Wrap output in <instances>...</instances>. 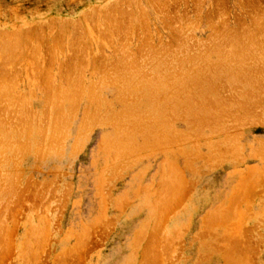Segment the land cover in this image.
<instances>
[{
	"label": "rangeland",
	"instance_id": "1",
	"mask_svg": "<svg viewBox=\"0 0 264 264\" xmlns=\"http://www.w3.org/2000/svg\"><path fill=\"white\" fill-rule=\"evenodd\" d=\"M0 2L2 5L0 6V13L6 12L5 15L0 16V81L1 78L5 81V83H3L4 81L0 82V120H2L0 121V134L4 141H0L2 143L0 144V147L2 146V149H0L2 154H0V160L3 161H0V175H2L0 176V264H159V262H161L160 264H231L232 262L234 264V261H231L233 259L232 255L234 258L240 256V259H236L237 262L239 261L237 264H264V87H262L264 86L262 83L264 79L260 82L251 79L254 82L250 81L248 84L252 85V87L254 86L253 88L256 87L253 89L254 91L252 87L243 86L245 84L248 85L245 82L242 87L243 81L242 83H232L233 85L229 84V86L227 84L228 81L226 83L222 81L221 83L224 85L221 84V86H218L219 90H214L222 93L221 96H219V92H215L216 94L213 93V96L209 97L211 100L217 101L216 97L219 96V101H214L218 105L210 104V109L214 107L216 110L223 108L225 111H228L226 113L233 111L235 114L233 112L229 113L226 115L227 117L224 116V119L222 117L219 120L218 118L215 119V117L209 116L207 113L205 115L204 109L202 111L203 107L194 106L197 105V101L199 105L201 103L199 92L201 88L198 91L196 90L197 86H195V91L197 92L193 89L190 90V93L193 94L194 92L196 94L199 92L196 98L195 94H191L190 97V93L187 92L189 98H194L193 101L196 100L193 103L194 107L189 111L185 110V112L183 109L176 116L168 118V125L173 126H171L172 129L168 128L170 130L169 133H167L169 130L166 131L168 125H166V129L162 128V125L160 131L154 127L159 131H157V134L154 132L155 129L151 130L148 127H143V133L137 132L139 131V127L134 124L135 121H132V124L130 123L132 119L129 118H132L134 114L130 108L132 106L131 100L134 103L140 100V96L137 95L138 98L136 94L131 93L132 91L129 88L125 90L124 87H128V85L123 79V75L131 72V68L135 72L134 66L141 67L144 73L147 74L151 70L148 67L151 66L152 68L153 66L151 71L159 73L157 68L160 66V73L162 69V74H165V69L162 65L168 62L169 64L167 65L171 64L172 67L175 64L178 65L177 63L181 61L180 58L179 61H175L183 55L182 52L184 50L181 52V49L187 48L185 46L187 42L193 43V45H190V49H192L190 50L187 43L189 51L185 50L184 54H186L183 55L186 60L190 55L191 58H196V61L200 59L197 63L203 65V69L207 68L206 65L211 66V64H217L219 61L218 65L221 64V68L225 65L223 69L228 70V68H232L228 67L230 63L221 62L224 61L226 53L221 56L222 58L218 55H222L227 49L235 52L239 42L242 43L244 40L241 39L240 33L244 30L245 36L247 33H250L247 35L250 38L252 32H249V29L253 30L252 26L255 27L257 24L255 28L257 31L255 30L256 32L254 31L253 35L258 38L252 35L255 40L253 38L250 39L252 42L255 41L254 44L256 43V39L258 43L259 41L263 43L260 42L254 46L250 41L247 42L249 40L247 39L243 42H246L247 45L251 44L252 47L251 45H248V47L244 43L245 46L239 44L238 48L240 47V50L241 47L242 49H246V53L251 49L257 51L254 58V55L252 56L254 51L253 53H251L252 50L250 53L248 52V56L251 55L252 57H245L247 62L244 61V64L242 63L244 66L241 70L244 71L247 63H250V66L247 64L250 68L254 64V59H256L258 65L255 64L257 67L255 64L253 65L255 67L252 66L250 69L246 66L247 69L245 71L251 72L253 77L256 76L257 79L261 80V78H264L262 77L264 76V61L262 60L264 54H261L259 51L264 53L262 51L264 50V36L263 38L261 36L264 35V29L261 27L264 26V0H130V2L129 0H0ZM124 7H126L127 11ZM106 12L111 13L107 14ZM128 15L130 16L128 17ZM195 18L196 20H194ZM257 18L258 20H256ZM255 21H259V26L263 30L258 28V23ZM260 22L263 25H260ZM242 27L244 28L240 31ZM27 29L31 32L26 31V34L25 30ZM71 29L75 30L72 31ZM259 29L263 34L260 33ZM246 30L248 31L247 33H245ZM232 31L236 33L235 35L238 32L240 34L239 36L237 35L239 37L237 38L238 44L234 40L237 36L232 34L234 36L233 39L230 35V33H233ZM36 32L38 33L36 34ZM216 32L220 33V35L218 33L215 34ZM7 34L9 35L7 36ZM25 35L28 37L26 36L25 38ZM179 36L183 37L179 38ZM229 36L232 38H229ZM245 36L243 38H247ZM259 36H261L260 39ZM226 37L231 39L230 41L233 39V41L229 42ZM187 38L189 41H187ZM2 41L4 42V46ZM179 41L183 43L180 42L179 44ZM211 41V44L215 43L213 46L210 44ZM219 41L222 44L234 42L236 49L231 50L232 48L234 49V43L227 48V45H222ZM171 44H174V46L172 45V47ZM176 44L180 45V47L176 46ZM205 44L206 47L204 46ZM209 44L210 47L212 46L211 48L207 46ZM218 45L223 49H219L222 52L221 54L216 53V51L218 52ZM258 45L259 47L257 48ZM166 47H169L168 50H171V52ZM171 47L174 49H171ZM207 47L210 49L216 47V51L213 52L214 48L213 50L208 48V50ZM224 47L227 48L226 51H224ZM260 47L263 49L261 50ZM160 48H165L166 50L163 49V51L170 52L169 55L166 56L167 52L166 54H163L164 52L159 53V51H162ZM195 48L200 49V51L204 50L203 52L206 54L201 55L209 63L205 64L206 60L203 59L205 61H202V56L198 52H196L198 55L195 53L198 57L196 55H194L195 57L192 56L193 52L199 51ZM174 50L178 54L173 52ZM211 51L212 54L209 55ZM34 52H36V55ZM156 53L161 54L163 57L157 56ZM205 55H208V57H205ZM165 56L166 59H164ZM168 57L175 59L171 58L169 60L170 58ZM248 58L250 59L249 61ZM160 59L169 61L163 64ZM216 59L217 61L215 62ZM154 60L156 61L154 62ZM147 61L150 64L153 63V65L147 64ZM211 61L214 62L211 63ZM250 61H252V65ZM9 62L11 65H9ZM182 62L187 61L182 60ZM262 66L263 69L261 68L262 70H260L259 67ZM103 67L104 69H102ZM114 68L116 69L114 70ZM65 71H67V74ZM9 73L12 74L10 75ZM134 74L132 73V80H134ZM46 78L47 80H45ZM64 79H68V81ZM11 81L17 83H15L16 87H14V84H11ZM7 82L11 84L9 85L11 87L6 84ZM78 84L81 88L77 86ZM238 84L240 91L244 87L248 88L242 90L244 93L248 90V93L246 92L247 96L245 95L246 97L251 92V94H255L250 98L254 97L253 103L259 104L252 106V109L246 108L250 109V111L246 110V112L244 109L247 116L244 115L246 114L245 112L243 115L239 113L242 112L240 107H238L240 103L242 105L247 102L243 99L244 93L241 96L239 95ZM67 85L69 89L73 88L70 92L69 89L67 90ZM57 86L59 89H57ZM87 86L93 87L90 89ZM220 87H224L225 91ZM7 88L9 91L11 88H14L12 89L14 92L9 93L6 90ZM234 89H237L235 90L237 93L234 92ZM256 89L260 91L256 92ZM5 91L8 92L6 93ZM123 91H125V96ZM230 93L231 95H229ZM234 93L236 95H233ZM259 93H262V96L259 97ZM6 94L9 95L10 99H7L8 95ZM65 94L67 99L65 98ZM15 95L16 97L19 96L14 100ZM46 95H50L52 98ZM70 95L74 97L71 98L69 97ZM132 95L135 99H133ZM227 95L229 96L227 97ZM58 96L62 98L64 96L63 99L61 97L60 99L58 98L61 103L64 101L63 105L58 102L61 104L59 108L64 111V113L60 112V114L63 113L65 116L68 114V118L62 114L63 118L59 119L62 122L57 120V117H61L58 114L59 112H57L58 107H54V101L56 102L57 99L55 97ZM230 96L232 98H229ZM234 97L240 99L236 101V99H233ZM45 98L48 100L47 102ZM209 98H207L209 102H206V104L213 102ZM53 99L54 101L52 102ZM70 99H74V104L72 103L73 100L69 102ZM227 99L230 100V103ZM17 100L19 102L21 100L20 105ZM221 100L225 101L222 102ZM232 100L234 101L233 104ZM261 100L263 107H261ZM16 101L21 109L17 106ZM12 104L16 105L12 106ZM46 104H49V107ZM71 104L74 107L73 105L71 107ZM223 104H226V106ZM233 105L238 106L234 107ZM69 106L73 112H71L72 115ZM231 106L234 109H230ZM11 108L13 109V114L16 110H21L20 112H25V117L29 118L28 121H32V123H27L28 121H26V124H31V126L27 125L24 127L32 128L22 129L23 133H21L22 131L19 132L22 136L19 134L20 138L18 139V135L12 136L9 131H15V119H17V123L23 120L19 119L22 113L19 112V114L17 112L15 116L19 114V118L15 117L11 114ZM53 109L54 116L52 115ZM125 111H129V118ZM115 113L117 114L116 116ZM110 114H112V119L117 117V120L113 121L111 119L112 121H110V118L108 120ZM119 114L123 116L122 119H119ZM47 115H49V118ZM35 116L37 118L36 123L34 120L36 119ZM43 116L47 117L44 120L46 122L41 120V117L44 119ZM202 116H204L203 119L205 117L211 119L202 120ZM13 117H15L14 120H12ZM51 117L56 118V123H61L59 125L61 126L60 128L59 126H55V122L53 123L56 129L59 128L58 133V130L54 129L55 127H53V132H51L52 128L50 131V127L53 126L51 123L55 120H52ZM123 118H127L125 119L126 121ZM197 118H201L202 123ZM118 119L122 123H127L124 124L125 127L121 126V121L118 122L121 124H115ZM68 120L71 121L69 125L67 123ZM133 120H135V117ZM169 120L171 124H169ZM222 120L223 123L219 124L218 122ZM144 121H147V118ZM113 122H115V125ZM20 123H18L19 126H17L16 130L20 127ZM22 123L21 128H24ZM39 123L43 127H39ZM63 123L64 126H62ZM111 123L113 126H111ZM197 123V128H195L194 126ZM50 124L52 126L49 127ZM131 125L132 127L134 125V130L132 127L130 128ZM200 125L203 126V129H201L202 126L199 127ZM119 126L125 131L127 130L128 134L122 131L121 128L119 129L120 131L117 130ZM126 126L129 127L130 134ZM48 127L49 130L47 129ZM41 128L45 131H43V138L40 135L42 134ZM146 128L147 134L145 133ZM60 129L63 134L60 133ZM163 129L167 134L165 131L162 132ZM173 129L180 134L175 133ZM192 129L194 130L193 132ZM25 130H27V133L31 130L28 133L29 137L25 135ZM199 130L202 132L196 134ZM37 131L41 133L39 132V134ZM54 131H56L57 137H60L50 141V143L46 142L49 141L48 138ZM172 131L175 136H184V138H179V136L175 138L174 135L172 136L173 133L171 134ZM123 133H125L123 137L124 142L127 140L126 144L129 143L131 147V141V143L137 144V146L133 144L134 147L132 146L130 150L128 145L125 146L123 139L121 143H118L119 139L118 141L115 140L116 143H114L115 141L113 142L118 137L122 138ZM168 135H170L171 141L167 139ZM25 136L27 139L22 142H26L27 144L31 142L28 144L31 147L28 146L25 149L30 148V153L29 151L22 150L27 146L26 143L24 147H22V143L19 144L23 138L25 139ZM53 136L55 137L56 135L53 134ZM164 136L167 137L164 138ZM161 138L167 139L165 140L167 142L164 143V139L161 142ZM177 138L179 142L180 140H184L183 143L178 144ZM37 139L42 142L36 143ZM106 139H112V141L109 143ZM168 140L171 143L174 141L175 144H170ZM43 141L45 142L44 151L42 150ZM59 142L61 143L59 144ZM112 142L117 145L119 144L118 148L123 143V150L126 149L127 151L128 147L130 153L123 151V157V155H120L121 148L123 147L117 148L118 151L116 149L117 145H115L116 150H114ZM107 143L109 144L107 145ZM166 143L168 144L165 145ZM192 143H195V145ZM110 144L113 147H110ZM52 145L55 147H50ZM37 148H40V152L39 150L37 152L34 151ZM220 150L224 151V153L220 152ZM10 151L11 153H9ZM5 152L8 154L6 155ZM167 178L170 179L173 186L168 184L169 181L165 183ZM163 184H166V186L168 184V188L163 186ZM169 187L170 189L172 188L171 191ZM174 187L175 189H173ZM6 189H9L8 194L5 191ZM12 193L16 199L12 200L13 196L10 197V200L7 199L9 194L11 195ZM176 234L177 236H175ZM158 237L160 239L163 237L161 240L167 237L168 240L166 239V242L170 240L169 245L166 242L164 244L166 243L167 245H165L169 249L171 248L172 251L166 246L164 247V240L158 243V240H160ZM170 243H172L171 246ZM158 244L163 245L164 250L166 248V253ZM152 245L154 249H152ZM155 245L156 247L159 246L158 249ZM148 246L151 247L149 248ZM232 249L238 255L231 254L233 253ZM167 251L171 252L167 253ZM144 252L148 253V259L146 254L144 255ZM149 252H153V256ZM226 257L227 260L229 257L231 258V263H228ZM146 259L149 263L145 261ZM163 260L164 262H162Z\"/></svg>",
	"mask_w": 264,
	"mask_h": 264
},
{
	"label": "bare ground",
	"instance_id": "2",
	"mask_svg": "<svg viewBox=\"0 0 264 264\" xmlns=\"http://www.w3.org/2000/svg\"><path fill=\"white\" fill-rule=\"evenodd\" d=\"M126 2H127V1H126ZM129 2H130V0H129ZM110 4H111V3H110ZM125 4H126V3H125ZM127 4H128V3H127ZM129 4H130V3H129ZM130 5H131V4H130ZM115 6H116V5H115ZM117 6H118V5H117ZM119 6H120V5H119ZM129 7H130V6H129ZM131 7H132V6H131ZM138 7H139V6H138ZM110 8H111V7H110ZM118 8H119V7H118ZM124 8H125V10H126V7H124ZM119 9H120V8H119ZM106 10H107V9H106ZM107 11H108V10H107ZM119 11H120V10H119ZM119 11H118V12H119ZM126 11H127V10H126ZM130 11H131V10H130ZM139 11H140V10H139ZM254 11H255V10H254ZM103 12H104V11H103ZM123 12H124V10H123ZM128 12H129V11H128ZM132 12H133V10H132ZM106 13H107V12H106ZM106 13H105V14H106ZM110 13H111V12H110ZM110 13H107V14H110ZM114 13H115V11H114ZM129 13H130V12H129ZM123 14H124V13H123ZM119 15H120V14H119ZM124 15H126V14H124ZM131 15H132V13H131ZM112 16H113V15H112ZM114 16H115V14H114ZM121 16H122V15H121ZM129 16H130V15H128V17H129ZM260 16H261V15H260ZM179 17H181V16H179ZM262 17H263V15H262ZM262 17H261V20H262ZM91 18H92V17H91ZM112 18H113V17H112ZM116 18H117V17H116ZM181 18H182V17H181ZM181 18H180V19H181ZM106 19H107V18H106ZM110 19H111V18H110ZM113 19H114V18H113ZM119 19H120V18H119ZM218 19H219V18H218ZM116 20H117V19H116ZM121 20H122V19H121ZM126 20H127V19H126ZM130 20H131V19H130ZM194 20H196V18H195ZM256 20H258V18H257ZM259 20H260V18H259ZM71 21H72V20H71ZM110 21H111V20H110ZM112 21H113V20H112ZM131 22H132V21H131ZM193 22H194V21H193ZM255 22H256V21H255ZM263 22H264V21H263ZM69 23H70V22H69ZM71 23H72V22H71ZM77 23H78V22H77ZM117 23H118V22H117ZM129 23H130V22H129ZM256 23H258V28H261V27H262V28L264 29V26H261V27L259 26V21L256 22ZM75 24H76V23H75ZM102 24H103V23H102ZM261 24H262V23L260 22V25H261ZM73 25H74V24H73ZM123 25H124V24H123ZM126 25H127V23H126ZM135 25H136V24H135ZM197 25H198V24H197ZM211 25H212V24H211ZM224 25H225V24H224ZM256 25H257V24H256ZM256 25H255V27L252 26V27L254 28L253 30L249 29V30H250L249 32H252L250 38H251V39L253 38L254 40H255V38H258V37H256V36L253 35V32L256 30V29H255V28H256ZM262 25H263V24H262ZM40 26H41V24H40ZM45 26H46V25H45ZM49 26H50V25H49ZM61 26H62V25H61ZM41 27L43 28V26H41ZM46 27H47V26H46ZM77 27H78V26H77ZM114 27H115V26H114ZM141 27H142V26H141ZM212 27H213V26H212ZM252 27H250V28H252ZM26 28H27V27H26ZM59 28H60V27H59ZM73 28H74V27H73ZM118 28H119V27H118ZM120 28H121V27H120ZM171 28H172V27H171ZM184 28H185V27H184ZM192 28H193V27H192ZM221 28H222V27H221ZM243 28H244V27H242V29L240 28V31L243 30ZM262 28H261V30H263ZM40 29H41V28H40ZM63 29H64V28H63ZM180 29H181V28H180ZM187 29H188V28H187ZM207 29H208V28H207ZM227 29H229V28H227ZM231 29H232V28H231ZM71 30L73 31V30H75V29H71ZM78 30H80V29H78ZM115 30H117V29H115ZM125 30H127V29H125ZM177 30H178V29H177ZM177 30H175V31H177ZM184 30H186V29H184ZM184 30H183V31H184ZM211 30H212V29H211ZM211 30H210V31H211ZM225 30H226V29H225ZM26 31H28V29L25 30V33H26ZM39 31H40V30H39ZM60 31H61V30H60ZM72 31H71V32H72ZM127 31H128V30H127ZM192 31H193V30H192ZM217 31H218V30H217ZM220 31H221V30H220ZM234 31H235V30H234ZM236 31H237V30H236ZM256 31H257V30H256ZM256 31H255V32H256ZM259 31H260V29H259ZM14 32H15V30H14ZM16 32H17V30H16ZM28 32H31V31H28ZM40 32H41V31H40ZM40 32H39V33H40ZM61 32H62V31H61ZM64 32H65V31H64ZM75 32H76V31H75ZM80 32H83V31H80ZM122 32H123V31H122ZM214 32H215V31H214ZM223 32H224V31H223ZM232 32H233V31H232ZM243 32H244V30H243ZM243 32L240 33V34H241V37H242V38H241L242 40L244 39V40L246 41L247 39H249V40H247V42L250 41L251 44H253L254 46L258 43V42H257V39H256V43L254 44L255 41L252 42L251 39L247 37V35L250 34V33H247V32H248L247 30H246V32H245V33H247L246 36H245V34H244ZM4 33H5V32H4ZM37 33H38V32H36V34H37ZM117 33H118V32H117ZM127 33H129V32H127ZM174 33H175V32H174ZM183 33H184V32H183ZM192 33H193V32H192ZM217 33H218V32H216L215 34H217ZM260 33H261V31H260ZM9 34H10V33H9ZM9 34H7V36H8ZM15 34H17V33H15ZM26 34H27V33H26ZM29 34H30V33H29ZM56 34H57V33H56ZM61 34H62V33H61ZM179 34H180V33H179ZM209 34H210V33H209ZM232 34H234V36H237V35L239 36V35H240L239 32H238L237 35H235L236 33H234V32H233V33H230V35L233 37V39H234V36H233ZM257 34H258V32H257ZM257 34H255V35H257ZM261 34H263V32H262ZM261 34H260V35H261ZM2 35H3V34H2ZM38 35H39V34H38ZM38 35H36V36H38ZM70 35H71V33H70ZM78 35H79V34H78ZM80 35H81V34H80ZM83 35H84V34H83ZM83 35H82V36H83ZM218 35H220V33H218ZM228 35H229V33H228ZM228 35H227V36H228ZM252 35H253L255 38L252 37ZM4 36H5V35H4ZM12 36H13V35H12ZM17 36H18V34H17ZM26 36H27V35H25V38H26ZM59 36H60V35H59ZM61 36H62V35H61ZM123 36H124V35H123ZM187 36H188V35H187ZM195 36H196V35H195ZM208 36H209V35H208ZM213 36H214V35H213ZM213 36H212V37H213ZM231 36H229V38H230ZM238 36L236 37V39H234V40H235V43H236V41L238 40L237 38H239ZM244 36L247 37V38H243ZM261 36H262V38H263L264 35H261ZM261 36H259V39L261 38ZM27 37H28V36H27ZM31 37H32V36H31ZM71 37H73V36H71ZM75 37H76V36H75ZM80 37H81V36H80ZM80 37H79V38H80ZM121 37H122V36H121ZM180 37H183V36H179V38H180ZM218 37H219V36H218ZM224 37H225V36H224ZM232 37H231V38H232ZM2 38H3V36H2ZM15 38H17V37L15 36ZM19 38H20V35H19ZM39 38H40V37H39ZM61 38H62V37H61ZM185 38H186V36H185ZM190 38H191V37H190ZM194 38H195V37H194ZM226 38H228V37H226ZM229 38H228L227 40H229V42H232L233 39H232V41H230L231 39H229ZM13 39H14V38H13ZM71 39H72V38H71ZM182 39H183V38H182ZM2 40H3V39H2ZM57 40H58V39H57ZM61 40H62V39H61ZM61 40H60V41H61ZM63 40H64V37H63ZM224 40H225V39H224ZM244 40H243V41H244ZM16 41H17V40H16ZM18 41H19V40H18ZM177 41H178V40H177ZM187 41H189L188 38H187ZM240 41H241V40H240ZM243 41H242V43L239 42V44H242L241 46H243L244 43L246 44V42H243ZM262 41H263V40H262ZM2 42H3V41H2ZM180 42L183 43L182 41H179V44H180ZM193 42H194V41H193ZM260 42H261V41H259V43H260ZM23 43H24V42H23ZM35 43H36V42H35ZM83 43H84V42H83ZM85 43H86V42H85ZM111 43H112V42H111ZM187 43H188V42H187ZM187 43H185V46H186L187 48H186V49H185V47H184V49L182 48V49H181V52H182V50H184V51H185V50H186V51L188 50V51H189V49H190V47H191L190 45H193V43H192V44L188 43V44H189V49H188V46H187L188 44H187ZM211 43H212V41L210 42V44H211ZM219 43H220V41H219ZM233 43H234V42H233ZM233 43H230V44H228V43H225V44H224V43H223V44H224V45H227V48H228V46H229V45H233ZM235 43H234L233 47H234V46L236 47ZM259 43H258V44H259ZM261 43H263V42H261ZM78 44H79V43H78ZM81 44H82V43H81ZM210 44L207 45V46L210 47ZM213 44H215V43H213ZM213 44H211V45L213 46ZM220 44H222V42H221ZM223 44H222V45H223ZM237 44H238V41H237ZM239 44H238L237 47H236L237 49H236L235 47H234V49H233V48L231 49V50H235V49L238 50V51L235 50V52H234V51H230V50H228L227 48L224 47V48H225L224 51H226V49H227L228 53H227V51L224 52V53H222L221 50H219V49H222V47H219L220 45L217 46V50H218V52L216 51V47H213L214 50H213V48L210 49L212 46H211L210 48L207 47V49L209 48L210 50H213V52L216 51L217 54H218V53H220V54L222 53V55H218L219 57L223 56V54L226 53V54L224 55V56H225V57H224V61H221L220 59H218V60H220V61L223 62V63H230V65L228 64V65H229L228 67H232V68H228V67H227L228 70H224V69H223V68L225 67V65H223L224 67L221 68V64L218 65L219 61L217 62V64H216V63H214V65L211 64V66H210V65H206L207 68L204 67L205 69H203V65H200V64L197 63L200 59H199L198 61H196V58L193 59V58L190 57L191 55L188 56V54H187L188 58H187V60H186V58H184V56H183V55L186 54V53L184 54V51L182 52L183 55H181L180 57H178V59H176L175 62H177V60L179 61V58H180L181 61H180L179 63H177L178 65L175 64V65L172 67L171 64H170V65H167V64H169V62H168V63L166 62V61L171 60L172 57H168V58H170V59L164 61V59H166V56L169 55V53L171 52V50H168L169 47H166V49H167L168 51H170V52H167V51H166L167 54H166V52L163 51V49H165V48H160V50H162V51H159V50H158L159 53H161V52L163 53V52H164L163 54H166V56H165L164 59H160V60H162L163 64H164V63H167V64H165V65H162V67L165 69V72L163 71L165 74H162V69H161V73H160V66L157 68L160 74H159L158 72L155 73L156 71H155V72H152V71H151L152 68H153V66H152V68H151V66L148 67V69H151L149 74L144 73V70H142L141 67L138 68V67L134 66L135 72L132 71V68H131V69H130L131 72H129L130 74H129V73H126V75H123V79L125 80V83H127V85H128V87H124V89H125V90H128V88H129V89L132 91L131 93L136 94V96H137V95L140 96V100H137V101H135L134 103H133V101L131 100V102H132V106H131L130 108L132 109V111H133V113H134V114H133V117L130 115L132 118H129V117H128V114H130L129 111H128V112L125 111V113H126V115H127V117H128L129 119H132V120H130V123H131L132 121H133V122L135 121L134 124H135L136 126L139 127V128H138L139 131H137L138 129H137L136 131H137V132H142L143 127L151 128V130H152V129H155V128H158V130L160 131V129H161L160 127H161L162 125H163L162 128L164 127V129H166V125H168L167 120H168L169 117L174 116V115L176 116V115H177L180 111H182L183 109H184V112H185V110H188V111H189V110L192 109L194 106H199V108L203 107V108H202V111H203V109H204V114H205V115L208 114V115L211 116V117H215V119L218 118V120H219L220 118H222V117H223V119H224L225 117H227V116H226L227 114L232 113L233 111H230L229 113H226V112H228V111H225L223 108H218L219 110H216L215 107H214V108L212 107L213 109H210V107H211L210 104H212V105H213V104H214V105L216 104V106L218 105V104L215 103V102L219 101V100H218V97L221 96L222 93H220L219 91H214V90H219L218 86H221V84H222L221 82H222V81H225L224 83H226V82L228 81L227 84H228V86H229V84H230V85H233L234 83H235V84H236V83H242V81H243V83L241 84V86H242V85L244 84V82L248 84V83H250V81H253V80H251V79H255L254 81H259V82L262 81V79H264V78H261V80H259V79H257L256 76H255L256 78L253 77V76L251 75V74H252L251 72L249 73V72L245 71V69L249 68L250 63H247L249 66L246 64L247 68H246V66H245L244 71L241 70V69L243 68V66H244V65H242V63H243L244 61L247 62V59H245V57H249V58H251V57L254 55V56H253V58H254V57H256V53H257V51L251 49V50H252V52H251V50H249V51L247 50L249 53H250V52L253 53V51H254V53L252 54V56L250 55V56H251V57H250V56H248L249 53H248V52H247L248 54L246 53V49H244V48L242 49V47H241V50H240V47L238 48V46H240ZM251 44H248V45L250 46ZM0 45H1V43H0ZM63 45H64V44H63ZM167 45H168V44H167ZM172 45L174 46V44H171V46H172ZM177 45H178V44H176V46H177ZM181 45H184V44H181ZM246 45H247V44H246ZM248 45H247V46H248ZM3 46H4V42H3ZM17 46H18V45H17ZM32 46H33V44H32ZM54 46H55V45H54ZM76 46H77V45H76ZM81 46H82V45H81ZM123 46H124V45H123ZM169 46H170V45H169ZM173 46H172V47H173ZM176 46H175V48H176ZM178 46L180 47V45H178ZM204 46L206 47V44H205ZM244 46H245V45H244ZM247 46H246V47H247ZM249 46H248V47H249ZM7 47H8V46H7ZM60 47H61V46H60ZM69 47H70V46H69ZM72 47H73V46H72ZM172 47H171V49H174V48H172ZM195 47H196V46H195ZM198 47H199V46H198ZM218 47H219V48H218ZM251 47H252V45H251ZM258 47H259V45L257 46V48H258ZM262 47H263V46H262ZM5 48H6V47H5ZM8 48L10 49V47H8ZM18 48H19V47H18ZM18 48H17V49H18ZM56 48H57V47H56ZM61 48H62V47H61ZM63 48H64V47H63ZM70 48H71V47H70ZM83 48H84V47H83ZM91 48H92V47H91ZM257 48H256V49H257ZM263 48H264V47H263ZM263 48L260 47L261 50H262ZM3 49H4V48H3ZM14 49H15V48H14ZM19 49H20V48H19ZM166 49H165V50H166ZM177 49L179 50V48H177ZM177 49H176V50H177ZM195 49H196V48H195ZM201 49H202V48H201ZM203 49H204V48H203ZM209 49H208V50H209ZM247 49H248V48H247ZM4 50H5V49H4ZM178 50H177V51H178ZM190 50H192V49H190ZM193 50H194V49H193ZM196 50H199V51H195V52L192 51V52H193V54H192L193 57H195L194 55L197 54L196 52H198L199 55H201V54H206V53L203 52L204 50H202V51H200V49H196ZM222 50H223V49H222ZM257 50H258V49H257ZM10 51L12 52V50H10ZM33 51H34V50H33ZM80 51H81V50H80ZM186 51H185V52H186ZM262 51L264 52V50H262ZM0 52H1V50H0ZM3 52H4V51H3ZM173 52H175L176 54H178V52H176L175 50H174ZM181 52H180V53H181ZM200 52H201V53H200ZM206 52L208 53L207 50H206ZM229 52H230V53H229ZM236 52H237V53H236ZM238 52H239V53H238ZM255 52H256V53H255ZM259 52H260L261 54H264V53H262L261 51H259ZM8 53H9V52H8ZM20 53H21V52H20ZM35 53H36V52H34V54H35ZM120 53H121V51H120ZM123 53H124V52H123ZM175 53H172V54H175ZM195 53H196V54H195ZM209 53H210L209 55H211V54H212V51L209 52ZM4 54H5V52H4ZM156 54H157V56L160 55V57H163V56H161V54H158V53H156ZM163 54H162V55H163ZM198 54H197V55H198ZM246 54H247V55H246ZM1 55H2V54H1ZM14 55H16V54H14ZM35 55H36V54H35ZM52 55H53V54H52ZM102 55H103V54H102ZM179 55H180V54H179ZM179 55H176V56H179ZM197 55H196V57H198ZM226 55H227V57H226ZM245 55H246V56H245ZM257 55H258V54H257ZM171 56H173V55H171ZM182 56H183V57H182ZM201 56H202V58H201L202 61H205L206 59L203 57V55H201ZM263 56H264V55H263ZM2 57H3V56H2ZM13 57H14V56H13ZM84 57H85V56H84ZM160 57H159V58H160ZM173 57H174V56H173ZM181 57H182L183 59H182ZM205 57H208V55H207V56L205 55ZM209 57H210V56H209ZM229 57H230V58H229ZM258 57H260V56H258ZM16 58H17V57H16ZM35 58H36V57H35ZM176 58H177V57H176ZM199 58H200V57H199ZM221 58H222V57H221ZM228 58H229V59H228ZM249 58H248V61L250 60ZM253 58H252V59H253ZM263 58H264V57H263ZM263 58H262V60L264 61ZM5 59H6V57H5ZM8 59H9V58H8ZM52 59H53V58H52ZM84 59H85V58H84ZM127 59H129V58H127ZM172 59L174 60L175 58H172ZM184 59H185V60H184ZM197 59H198V58H197ZM203 59H205V60H203ZM207 59H210V58H207ZM243 59H244V60H243ZM258 59H260V58H258ZM1 60H3V59H1ZM14 60H15V59H14ZM36 60H37V59H36ZM156 60H159V59H156ZM156 60H154V62H155ZM173 60H172V61H173ZM182 60H183V61H187V62H182ZM211 60H213V59H211ZM254 60H255V61H254L253 63L255 64V63H256V59H254ZM3 61H5V60H3ZM6 61H8V60H6ZM70 61H71V60H70ZM78 61H79V60H78ZM92 61H94V60H92ZM127 61H128V60H127ZM172 61H170V62H172ZM216 61H217V59L215 60V62H216ZM31 62H32V61H31ZM160 62H161V61H160ZM200 62H201V61H200ZM205 62H206L205 64L209 63L207 60H206ZM212 62H214V61H211V63H212ZM250 62H251V65H252V61H250ZM257 62H258V60H257ZM259 62H261V60H259ZM9 63H10V62H9ZM18 63H19V62H18ZM36 63H37V62H36ZM36 63H34V64H36ZM73 63H74V62H73ZM85 63H86V62H85ZM201 63H202V62H201ZM203 63H204V62H203ZM223 63H222V64H223ZM261 63H262V62H261ZM5 64H7V63H5ZM34 64H33V65H34ZM99 64H100V62H99ZM147 64H150V63H148V61H147ZM157 64H158V63H157ZM172 64H174V63H172ZM243 64H244V63H243ZM254 64H253V65H254ZM256 64L258 65V63H256ZM256 64H255V66H256ZM259 64H260V63H259ZM2 65H4V63H2ZM7 65H8V64H7ZM9 65H11V63H10ZM38 65H39V64H38ZM78 65H79V64H78ZM150 65H153V63L150 64ZM166 65H167V66H166ZM253 65H252V66H253ZM35 66H36V65H35ZM51 66H52V65H51ZM79 66H80V65H79ZM96 66H97V65H96ZM98 66H99V65H98ZM144 66H145V65H144ZM157 66H158V65H157ZM164 66H165V67H164ZM252 66H251L250 68H252ZM255 66H253V67H255ZM259 66H260V65H259ZM263 66H264V65H263ZM263 66H262V67H259L260 70L263 69ZM5 67H6V65H5ZM36 67H37V66H36ZM38 67H39V66H38ZM44 67H45V66H44ZM47 67H48V66H47ZM64 67H65V66H64ZM77 67H78V66H77ZM129 67H130V66H129ZM256 67H257V66H256ZM0 68H1V67H0ZM50 68H51V67H50ZM50 68H49V69H50ZM80 68H81V67H80ZM93 68H94V67H93ZM172 68H176V69H173V70H172ZM239 68H240V69H239ZM250 68H249V69H250ZM261 68H262V69H261ZM2 69H3V68H2ZM4 69H5V68H4ZM102 69H104V67H103ZM110 69H111V68H110ZM110 69H109V70H110ZM115 69H116V68H114V70H115ZM164 69H163V70H164ZM233 69H235V70H233ZM237 69H238V70H237ZM253 69H256V68H253ZM257 69H258V68H257ZM5 70H6V69H5ZM51 70H52V69H51ZM91 70L93 71V69H91ZM111 70H112V69H111ZM153 70H154V69H153ZM223 70H224V71H223ZM59 71H60V70H59ZM68 71H69V70H68ZM82 71H83V70H82ZM148 71H149V70H148ZM257 71H258V70H257ZM6 72H7V71H6ZM60 72H61V71H60ZM60 72H59V73H60ZM65 72H66V74H67V71H65ZM166 72H167V73H166ZM171 72H173L174 74H173V73L171 74ZM259 72H260V71H259ZM7 73H8V72H7ZM13 73H14V72H13ZM69 73H70V71H69ZM69 73H68V74H69ZM83 73H84V72H83ZM132 73H135V74H134V76H135V77H134V80H132V78H133V77H132V76H133ZM178 73H179V74H178ZM9 74H10V73H9ZM9 74H8V75H9ZM11 74H12V73H11ZM11 74H10V75H11ZM40 74H41V73H40ZM50 74H51V73H50ZM72 74H73V73H72ZM91 74H92V73H91ZM101 74H102V73H101ZM154 74H155V75H154ZM47 75H48V74H47ZM64 75H65V74H64ZM78 75H79V74H78ZM163 75H165V76H163ZM172 75H173V76H172ZM2 76H4V75H2ZM9 77H11V76H9ZM14 77H15V75H14ZM14 77H13V78H14ZM34 77H35V76H34ZM59 77H60V75H59ZM73 77H74V76H73ZM80 77H81V76H80ZM100 77H101V76H100ZM164 77H165V78H164ZM251 77H252V78H251ZM258 77L260 78V76H258ZM262 77H264V76H262ZM17 78H18V77H17ZM31 78H32V77H31ZM66 78H68V77H66ZM10 79H11V78H10ZM40 79H41V78H40ZM49 79H50V78H49ZM59 79H60V78H59ZM80 79H81V78H80ZM106 79H107V78H106ZM130 79H131V80H130ZM7 80L10 81L8 78H7ZM12 80H13V79H12ZM41 80H43V79H41ZM45 80H47V78H46ZM64 80H66V79H64ZM69 80H70V79H69ZM72 80H73V79H72ZM78 80H79V78H78ZM78 80H77V81H78ZM92 80H93V79H92ZM92 80H91V82L94 81V80H93V81H92ZM244 80H245V81H244ZM1 81H4V80L1 78ZM1 81H0V82H1ZM15 81H16V80H15ZM15 81H13L14 83L11 81V84H14V87H16V86H15V83H16ZM66 81H68V79H67ZM97 81H98V80H97ZM97 81H96V82H97ZM103 81H104V80H103ZM254 81H253V82H254ZM41 82H42V81H41ZM41 82H39V83L41 84ZM45 82H46V81H45ZM69 82H70V81H69ZM75 82H76V81H75ZM75 82H74V84H75ZM82 82H84V81H82ZM3 83H5V81H4ZM3 83H2V84H3ZM8 83H9V82H7L6 84H8ZM46 83H47V82H46ZM65 83H66V82H65ZM65 83H64V84H65ZM94 83H95V82H94ZM98 83H99V82H98ZM106 83H107V82H106ZM131 83H132L133 85H132ZM232 83H233V84H232ZM255 83H257V82H255ZM262 83L264 84L263 81H262ZM11 84H8V86L11 85ZM16 84H17V83H16ZM66 84H67V83H66ZM70 84L72 85V83H70ZM81 84H82V83H81ZM257 84H259V83H257ZM260 84H261V83H260ZM51 85H52V83H51ZM54 85H55V84H54ZM71 85H70V86H71ZM91 85H92V84H91ZM222 85H224V84H222ZM58 86H59V85H58ZM58 86H57V89H59ZM60 86H61V85H60ZM65 86H66V85H65ZM67 86H68V85H67ZM77 86L80 87L79 84H78ZM82 86H83V85H82ZM84 86H85V85H84ZM195 86H197V87L199 86L198 89H197V87H196V90H198V91H199V89L201 88L199 92H200V98H201V99H200V100H201V101H200V102H201L200 105H202V106L199 105V102H198V101H197V105H194V106H193V103H194L196 100L193 101L194 98H189V97H188L189 94L187 95V92L190 93V90H193V89H194V91H195ZM243 86H247L248 88H249V87H250V88L252 87V85H249V84H248V85L245 84V85H243ZM243 86H242V87H243ZM6 87H7V86H6ZM9 87H11V86H9ZM12 87H13V86H12ZM79 87H78V88H79ZM87 87H88V86H87ZM92 87H93V86H91V88H92ZM94 87H95V86H94ZM97 87H98V86H97ZM230 87H231V86H230ZM234 87H236V86L234 85ZM238 87H239V91H240V86H239V84H238ZM247 87H244L243 89H241V91H242V90H245V88H247ZM253 87H254V86H253ZM253 87H252V90L256 88V87H255V88H253ZM262 87H264V86H262ZM49 88H50V87H49ZM65 88H67V87H65ZM65 88H64V90H65ZM74 88H76V87H74ZM80 88H81V87H80ZM82 88H83V87H82ZM88 88H90V87H88ZM91 88H90V89H91ZM217 88H218V89H217ZM220 88H222V87H220ZM228 88H229V87H228ZM236 88H237V87H236ZM248 88H247V89H248ZM9 89H10V88H9ZM12 89H14V88H11L10 91L8 90V88H7L6 90H8L9 93H10V92H12V91L14 92V90H12ZM57 89H55V90H57ZM68 89H69V86H68L67 90H68ZM72 89H73V88H70V89H69V92H70ZM222 89H223V91H225V88H224V87H223ZM222 89H221V90H222ZM226 89H227V88H226ZM237 89H238V88H237ZM237 89H234V92H236L235 90H237ZM260 89H261V88H260ZM64 90H63V91H64ZM74 90H77V89H74ZM80 90H81V89H80ZM111 90H112V89H111ZM232 90H233V88H232ZM232 90H230L231 93H233ZM8 91H7V92H8ZM15 91H16V90H15ZM45 91H46V90H45ZM59 91H60V90H59ZM63 91H62V92H63ZM78 91H79V90H78ZM223 91H221V92H223ZM241 91H240V93H239L240 96L243 95V93H244V92L242 91V94H241ZM253 91H254V90H253ZM255 91H256V92H259L260 90L256 89ZM5 92H6V91H5ZM7 92H6V93H7ZM53 92H54V91H53ZM55 92H56V91H55ZM76 92H77V91H76ZM80 92H81V91H80ZM128 92H129V91H128ZM128 92H127V94H128ZM192 92H193V91H192ZM195 92H197V91H195ZM199 92L196 93V94H195L194 92H193V94L190 93V97H191V94H192V95L195 94V98H196V95H197V94L199 95ZM215 92H217V93L219 92L220 95H219V96L217 95V96H218V97H216V98H217V101L214 100V101H215V102H214V101L211 100L209 97H210V96H213V93H215ZM227 92H229V91L227 90ZM246 92L248 93V90H246ZM246 92H245L244 95H243V99L246 100L247 103H244V104L241 105V103L239 102V103H240V105H239L238 102H236V103L239 105V106H238V105H236V106L240 107V110H242V112H243V113H242V112H239V113L242 114V115L244 114V112H245L246 110H249V111H250V109H252L251 107L254 106V105H256V104L253 103V102H254V101H253V98H254V97H252V99L250 98L251 96H254L255 94H251V93H252V92H251V93H249L248 97H246V96H247V95H246V94H247ZM263 92H264V91H263ZM263 92H262V93H263ZM9 93H8V94H9ZM31 93H32V92H31ZM46 93H47V92H46ZM72 93H73V92H72ZM81 93H82V92H81ZM123 93H124V96H125V91H123ZM129 93H130V92H129ZM223 93H225V92H223ZM231 93H230L229 95H231ZM236 93H237V92H236ZM236 93H234L233 95H236ZM262 93H261V94L259 93V94H260L259 97L262 96ZM8 94H6V95H8ZM14 94H15V93H14ZM48 94H50V93H48ZM185 94H186L187 96H186ZM215 94H216V93H215ZM225 94H226V93H225ZM50 95H51V94H50ZM50 95H49V96L46 95V96L52 98V96H50ZM55 95L57 96V94H55ZM58 95H59V94H58ZM60 95H61V94H60ZM67 95H68V94H67ZM229 95H227V97H228ZM237 95H238V94H237ZM245 95H246V96H245ZM257 95H258V94H257ZM18 96H19V95H18ZM18 96H17V97H18ZM72 96H73V95H72ZM74 96H76V95L74 94ZM74 96H73V97H74ZM132 96H133V95H132ZM132 96H131V99H132ZM184 96H186L187 98L184 97ZM14 97H15V98H13V99L15 100L17 97H16V95H15ZM31 97H32V96H31ZM44 97H45V96H44ZM60 97H61V96L55 97V98H57V99H56V102L54 101V99L52 100V102L54 101V107H58V110H57V112H59L58 114H60V112H63V113H64V111H63L62 109L59 108V107H60L59 105H61V104L63 105V104H64V101L61 100L62 103L59 101ZM69 97H71V95H70ZM69 97H68V99H69ZM73 97H71V98H73ZM127 97H128V96H127ZM133 97H134V96H133ZM137 97H138V96H137ZM235 97H236V96H235ZM235 97H234L233 99H236ZM237 97H239V96H237ZM257 97H258V96H257ZM46 98H47V97H46ZM46 98H45V99H46ZM58 98H59V99H58ZM61 98H62V97H61ZM63 98H64V96H63ZM63 98H62V99H63ZM65 98L67 99L66 94H65ZM138 98H139V97H138ZM138 98H137V99H138ZM185 98H186V99H185ZM207 98H209L211 101H213L212 103H211V102H210V103H207L208 106H209V108H208V106H207V104H206V102H209V101H207V100H208ZM211 98H212V97H211ZM214 98H215V97H214ZM224 98H225V97H224ZM224 98H223V99H224ZM229 98H232V97L230 96ZM261 98H262V97H261ZM7 99H10L9 95H8V98H7ZM11 99H12V98H11ZM43 99H44V98H43ZM133 99H135V97H134ZM184 99H185V100H184ZM198 99H199V96H198ZM212 99H213V98H212ZM221 99H222V98H221ZM239 99H240V98H239ZM239 99H236V101H238ZM241 99H242V98H241ZM243 99H242V100H243ZM258 99H259V98H258ZM14 100H13V102H14ZM22 100H23V98H22ZM72 100H73L72 103L74 104V99H72ZM72 100L70 99L69 102H71ZM180 100H183V101L180 102ZM227 100H228V99H227ZM244 100H243V101H244ZM256 100H257V99H256ZM17 101H18V100H17ZM17 101H16V104L19 102V101H18V102H17ZM45 101L47 102L48 100L46 99ZM170 101H171V102H170ZM221 101H222V100H221ZM224 101H225V100H224ZM224 101H222V102H224ZM229 101H230V100H228V102H229ZM7 102H8V100H7ZM46 102H45V103H46ZM49 102H50V101H49ZM58 102H60L61 104L58 103ZM233 102H234V101L232 100V104H233ZM256 102H257V101H256ZM260 102H261V105H262V103H263L262 100H261ZM11 103H12V102H11ZM43 103H44V102H43ZM56 103H58V104H56ZM126 103H127V102H126ZM229 103H230V102H229ZM9 104H10V100H9ZM16 104H12V106H15ZM18 104H19V105L21 104V100H20V102H19ZM18 104H17V106L19 107ZM23 104H24V102H23ZM49 104H50V103H49ZM49 104H48V105L46 104V105L49 107ZM55 104H56V105H55ZM73 104H71L70 106L72 107ZM195 104H196V103H195ZM31 105H32V104H31ZM52 105H53V103H52ZM57 105H58V106H57ZM67 105H69V104H67ZM223 105L226 106V104H223ZM230 105H231V104H230ZM257 105H259V104H257ZM257 105H256V106H257ZM47 106H46V107H47ZM70 106H69V107H70ZM108 106H109V105H108ZM233 106H234V105H233ZM236 106H234V107H236ZM256 106H255V107H256ZM42 107H43V106H42ZM46 107H45V108H46ZM71 107L69 108L70 110H71ZM73 107H74V105H73ZM125 107H126V106H125ZM219 107H220V106H219ZM261 107H263V105H262ZM22 108H23V107H22ZM62 108H63V106H62ZM67 108H68V107H67ZM109 108H110V106H109ZM206 108H208V109H206ZM216 108H217V107H216ZM246 108H250V109H246ZM259 108H260V106H259ZM14 109H16V108H14ZM19 109H21V107H19ZM29 109H30V108H29ZM31 109H32V108H31ZM34 109H35V108H34ZM43 109H44V108H43ZM49 109H50V108H49ZM59 109H60V110H59ZM73 109H74V108H73ZM106 109H107V108H106ZM106 109H105V110H106ZM209 109H210V110H209ZM230 109H234V108H232V106H231ZM244 109H245V111H244ZM257 109H258V108H257ZM261 109H262V108H261ZM263 109H264V108H263ZM12 110H13V109L11 108V112H12L11 114H13V111H12ZM23 110H24V109H23ZM67 110H68V109H67ZM235 110H237V108H235ZM259 110H260V109H259ZM20 111H21V110H19V111L16 110V111L14 112L13 115L15 116V115L17 114V112L19 113ZM31 111L33 112V110H31ZM46 111H47V110H46ZM68 111H69V110H68ZM68 111H67V112H68ZM113 111H114V110H113ZM119 111H120V110H119ZM121 111H122V110H121ZM238 111H239V109H238ZM249 111H248V113H249ZM260 111H261V110H260ZM32 112H31V113H32ZM71 112H72V110L70 111V113H71ZM114 112H115V111H114ZM114 112H112V113H114ZM140 112H141V113H140ZM155 112H157V113H155ZM223 112H224V113H223ZM246 112H247V111H246ZM246 112H245V113H246ZM253 112H254V111H253ZM261 112H262V111H261ZM20 113H22V114L19 116ZM20 113H19L17 116H15V117H18V116H19L20 118H19V117H18V118H19L20 120H21V119H23V120L25 119L24 121H23V120L20 121L21 123L23 122V123H22V124H23V127L29 125V124H26V121H28L29 118L27 119V118L25 117V115H26L25 112L23 113V111H22V112H20ZM41 113H42V112H41ZM45 113H46V112H45ZM48 113H49V112H48ZM63 113L60 114L61 117H57V120H58L59 122H60V121L62 122V120H59V119H60V118H63V116H65ZM65 113H66V112H65ZM68 113H69V112H68ZM72 113H73V112H72ZM72 113H71V115H72ZM116 113L118 114V112H116ZM116 113H115V116L117 115ZM206 113H207V114H206ZM236 113H238V112L236 111ZM24 114H25V115H24ZM32 114H33V113H32ZM62 114H63V116H62ZM121 114H122V112H121ZM148 114H149V115H148ZM182 114H183V113H182ZM188 114H189V112H188ZM190 114H191V113H190ZM199 114H200V113H199ZM233 114H235V113L233 112ZM252 114H253V113H252ZM22 115H23V116H22ZM27 115L30 116L29 114H27ZM37 115H38V111H37ZM45 115H46V114H45ZM49 115H50V114H49ZM49 115H47V117H48ZM52 115L54 116V109H53V114H52ZM67 115H68V114H66L65 117H67ZM71 115H70V116H71ZM119 115H120V114H119ZM126 115H124V116H126ZM183 115H184V114H183ZM194 115H195V114H194ZM237 115H238V114H237ZM244 115L247 116V113L244 114ZM28 116H27V117H28ZM31 116H32V115H31ZM55 116H56V112H55ZM58 116H59V115H58ZM70 116H69V118H70ZM109 116H110V117H108V120H109V118H110V121H112V120H113V121H116V120H117V119H116L117 117H116V118L114 117V119H112V118H113V117H112V114H110ZM148 116H149V117H148ZM188 116H189V115H188ZM197 116H198V114H197ZM224 116H225V117H224ZM15 117H13L12 120H14ZM23 117H24V118H23ZM43 117H44V116H43ZM47 117H46V118H47ZM111 117H112V118H111ZM120 117H121V118H120ZM122 117H123V116L120 115V116H119V119H122ZM134 117H135V120H133ZM199 117H200V115H199ZM203 117H204V116L201 117L202 120L211 119V118H209V117H205V118L203 119ZM238 117H239V116H238ZM244 117H245V116H244ZM30 118H32V117H30ZM35 118H36V116H35ZM46 118L44 117V119H43V118L41 117V120H43V122H46V121H44ZM48 118H49V117H48ZM51 118H52V120H54V119L56 120L55 117H54V118L51 117ZM67 118H68V117H67ZM146 118H147V121H144V120H146ZM174 118H175V117H174ZM174 118H173V119H174ZM177 118H178V117H177ZM201 118H200V119H201ZM26 119H27V120H26ZM65 119H66V118H65ZM65 119H64V120H65ZM71 119H72V117H71ZM111 119H112V120H111ZM115 119H116V120H115ZM119 119H118V121H117L116 123L113 122V124H114V123L117 124L118 122H120L121 120H119ZM125 119H127V118H123L124 121H126ZM197 119H199V118H197ZM200 119H199V120H200ZM237 119H238V118H237ZM240 119L242 120V118H240ZM240 119H239V120H240ZM259 119H260V117H259ZM34 120H35V123H36V122H37V121H36L37 118L34 119ZM55 120L52 121L51 124H53V123L55 122L54 124H56L55 126L57 127V126H59L61 123L58 124L59 122L56 123L57 120H56V121H55ZM64 120H63V121H64ZM170 120H172V119L170 118ZM170 120H169V124H171V123H170ZM199 120H198V121H199ZM0 121H2V120H0ZM18 121H19V120H18ZM48 121H49V119H48ZM80 121H81V120H80ZM193 121H195V120H193ZM210 121H211V120H210ZM210 121H209V122H210ZM14 122H15L16 124H15V125L13 124V125L16 126L15 128L17 129V126H19L18 123H20V122L17 123V119H15ZM29 122L32 123L31 120L28 121L27 123H29ZM69 122H71V121L68 120V122H67L68 125H69ZM127 122H128V121H127ZM133 122H132V123H133ZM172 122H173V121H172ZM190 122H191V121H190ZM200 122L202 123L201 120H200ZM209 122H207V123L209 124ZM21 123H20V127L18 128V130H20V131H18V130H16V129H15V131H11V130L9 131V132H10V135H12V136H14V135H18L17 139L20 138V136H22V134H20L19 132H21L22 129H26V128H27V127L21 128V127H22V126H21ZM41 123H42V122H41ZM107 123H109V122H107ZM121 123H122V121H121ZM121 123H118V124H121ZM132 123H131V124H132ZM166 123H167V124H166ZM207 123H206V124H207ZM218 123H219V124H222V123H223V120H222V121H219ZM43 124H45V123H43ZM48 124H49V123H48ZM51 124L49 125V127L52 126ZM54 124H53L52 127H50V131H51V128H52V131H51V132H53V127H55ZM78 124H79V123H78ZM105 124H106V123H105ZM111 124H112V123H111ZM113 124H112L111 126H113ZM115 124H114V125H115ZM124 124H127V123L123 122L121 126H124ZM192 124H193V122H192ZM194 124H195V123H194ZM204 124H205V123H204ZM208 124H207V125H208ZM212 124H213V123H212ZM81 125H82V124H81ZM129 125H130V124H129ZM129 125H128V126H129ZM164 125H165V126H164ZM197 125H198V123H197L195 126H194V125H193V126H194L195 128H197ZM210 125H211V124H210ZM210 125H209V126H210ZM215 125H216V124H215ZM29 126H31V124H30ZM36 126H37V124H36ZM44 126H45V125H44ZM62 126H64V123H63ZM117 126H118V125H117ZM121 126H119L118 129H117V128H116V129L119 130V129L121 128ZM128 126H126V127H128ZM171 126H172V125H171ZM171 126L168 125L166 131L169 130V129H168L169 127L172 129L173 126H172V127H171ZM201 126H202V125H200L199 127H201ZM1 127H2V126H1ZM39 127H43V126H40V123H39ZM49 127L47 128L48 130H49ZM56 127H55L54 129H55L56 131L58 130V131H57V133H58V132H59V128H60L61 126H59V128H57V129H56ZM68 127H69V126H68ZM124 127H125V126H124ZM131 127H132V125L130 126V128H131ZM154 127H155V128H154ZM212 127H213V125H212ZM212 127H211V128H212ZM216 127H217V126H216ZM20 128H21V129H20ZM30 128H32V127H30ZM30 128H27V129H30ZM88 128H90V127H88ZM132 128H133V130H134V125H133ZM13 129H14V128H13ZM41 129H42V130H41L42 134H40V133H41L40 131H37V133L40 132L39 134H40L42 137H41L40 135H38V136H40L41 138H43V135H44V134H43V131H44V129H43V128H41ZM121 129H122V131H124L125 133H127V130L125 131L123 128H121ZM164 129L162 130V132L165 131ZM193 129H194V128H193ZM193 129H192V132L194 131ZM201 129H203V126H202ZM201 129H200V130H201ZM220 129H221V128H220ZM140 130H141V131H140ZM145 130H146L145 133L147 134V128H146ZM155 130H156V131H155ZM155 130H154V132H156L155 134H157V131H158V130H157V129H155ZM173 130H174V129H173ZM200 130L197 131L196 134H198V132L201 133L202 131H200ZM25 131H26V132H25ZM25 131H24V132H25L26 134H25V133H24V134H25L27 137H29V136H28V135H29L28 133H30L31 130L28 131V133H27V130H25ZM56 131H54V133H53V134L56 135V136H55L56 138L53 136V134L50 133L51 135H50V136L48 135V136H49V138H48L49 141H46V140H45V141L50 143V141H52V140H56L58 137H60V136L57 137V134L55 133ZM61 131H62V130L60 129V133H61ZM64 131H65V130H64ZM119 131H120V130H119ZM128 131H129V134H130L129 127H128ZM159 131H158V132H159ZM166 131H165V133H166ZM44 132H45V131H44ZM143 132H144V131H143ZM143 132H142V133H143ZM149 132H151V131L149 130ZM169 132H170V130H169L167 133H169ZM174 132H175V130H174ZM174 132H173V131L171 132V134L173 133L172 136L174 135ZM21 133H23V131H22ZM46 133H47V131H46ZM46 133H45V135H46ZM125 133H123V136L120 135L122 138H119V137H118L117 139H114L113 142H114L115 140L118 141V139H119L118 143H119V142L121 143V140H122V139H123V142H124V138H123V137H124V134H125ZM151 133H152V132H151ZM167 133H166V134H167ZM175 133H178V132H175ZM194 133H195V132H194ZM194 133H192V134H194ZM19 134H20V136H19ZM47 134H48V133H47ZM61 134H63V133H61ZM127 134H128V133H127ZM127 134H126V135H127ZM171 134H170V135H171ZM178 134H180V133H178ZM189 134H190V133H189ZM238 134H239V133H238ZM2 135H3V134H2ZM134 135H135V131H134ZM137 135H138V133H137ZM144 135H145V134H144ZM144 135H143V136H144ZM159 135H160V134H159ZM164 135H165V134H164ZM170 135H168V137H167V136H164V138L167 137V139H169V140L171 141V137H169ZM199 135H200V134H199ZM223 135H224V133H223ZM231 135H232V134H231ZM231 135H230V136H231ZM26 136H25V139H24V138H23V140L20 139L21 142H20L19 144L22 143V144H21L22 147L25 146V143H26V142H22V141H25V140L27 139ZM116 136H117V135H116ZM131 136H132V134H131ZM143 136H142V137H143ZM174 136H175V135H174ZM178 136H179V135H178ZM178 136H175V138L178 137ZM191 136H192V135H191ZM196 136H197V135H196ZM238 136H239V135H238ZM46 137H47V135H46ZM51 137H52V139H51ZM53 137H54V138H53ZM113 137H114V136H113ZM159 137H160V136H159ZM161 137H163V136H161ZM41 138H40V140H42ZM133 138H134V137H133ZM133 138H132V139H133ZM164 138H161V142H162V139H164ZM175 138H174V139H175ZM179 138H184V136H183V137H182V136H179ZM233 138H234V137H233ZM236 138H237V137H236ZM0 139H1L0 141H3V140H2V136H1V134H0ZM17 139H16V140H17ZM44 139H45V138H44ZM44 139H43V140H44ZM46 139H47V138H46ZM128 139H129V138H128ZM158 139H160V138H158ZM167 139H164V140H163L164 143L167 142V141H165V140H167ZM205 139H206V138H205ZM209 139H210V138H209ZM209 139H208V140H209ZM227 139H228V138H227ZM11 140H12V139H11ZM29 140H30V138H29ZM58 140H59V139H58ZM106 140H107V139H106ZM106 140H105V141H106ZM130 140H131V137H130ZM133 140H134V139H133ZM169 140H168V141H169ZM172 140H173V137H172ZM177 140H178V144H180L181 142L183 143V141H184V140H183V141L180 140V142H179V139H178V138H177ZM177 140H176V144H177ZM60 141H61V140H60ZM105 141H104V142H105ZM107 141H109V143H110V142L112 141V139H111V140L109 139V140H107ZM126 141H127V140H125V142H124L125 146L128 145V147H129L130 150H131V147L133 146L134 143H131V141H130V145H132V146L130 147V146H129V143L126 144ZM134 141H136V140H134ZM170 141H169V142H170ZM198 141H199V140H198ZM219 141H220V140H219ZM3 142H4V141H3ZM13 142H14V141H13ZM27 142H29V141H27ZM34 142H35V141H34ZM39 142H42V141H38V139H37L36 143H39ZM113 142H112V143H113ZM157 142H158V144H159V141H158V140H157ZM169 142H168V143H169ZM194 142H195V141H194ZM208 142H209V141H208ZM30 143H31V142H29L28 144H30ZM49 143H48V144H49ZM51 143H53V142H51ZM60 143H61V142H59V144H60ZM73 143H74V142H73ZM109 143H107V145H108ZM114 143H116V141H115ZM114 143H113L112 145L114 146V150H116V149L118 148V145H119V144L117 145V144H114ZM168 143H166L165 145H167ZM172 143L175 144L174 141H173ZM172 143L170 142V144H172ZM197 143H198V142H197ZM0 144H2V143L0 142ZM13 144H15V143H13ZM28 144L26 143L27 146H25L24 149H22V150H25L26 147H28V146L31 147V146L28 145ZM53 144H54V143H53ZM57 144H58V141H57ZM57 144H56V146H57ZM104 144H106V143H104ZM162 144H163V143H162ZM170 144H169V145H170ZM192 144H193V143H192ZM192 144H191V145H192ZM5 145H7V144L5 143ZM40 145H41V144H40ZM42 145H43V148H42V150H43V149H44V145H45V142H44V141H43V144H42ZM50 145H51V144H50ZM72 145H73V144H72ZM102 145H103V144H102ZM112 145L110 144V147H111ZM115 145H117L116 149H115ZM122 145H123V143L120 144V148L124 146V145H123V146H122ZM134 145L137 146V144H134ZM139 145H140V143H139ZM139 145H138V146H139ZM163 145H164V144H163ZM172 145H173V144H172ZM193 145H195V143H194ZM260 145H261V144H260ZM8 146H9V145H8ZM8 146H7V147H8ZM32 146H33V145H32ZM53 146H54V145H52V146H50V147H53ZM73 146H74V145H73ZM113 146H112V147H113ZM157 146H158V145H157ZM197 146H198V145H197ZM236 146H237V143H236ZM1 147H2V146H1ZM1 147H0V149H2ZM22 147H20V148H22ZM39 147H40V146H39ZM54 147H55V146H54ZM102 147H103V146H102ZM107 147H108V146H107ZM128 147H127V151H128ZM133 147H134V146H133ZM161 147L163 148V146H161ZM161 147H160V148H161ZM217 147H219V146H217ZM232 147H233V146H232ZM232 147H231V148H232ZM108 148H109V147H108ZM108 148H106V149H108ZM120 148H118V149H120ZM177 148H178V145H177ZM7 149H9V148H7ZM10 149H11V148H10ZM16 149H18V148H16ZM29 149H30V148H28V149L25 150V151H27V152L29 151V153H30V150H29ZM110 149H111V148H110ZM118 149H117V150H118ZM123 149H124V147L121 148L122 151H121V154H120V155H123V153H122L123 151H125L126 153H128V152L130 151V150H129V151L127 152L126 149H125V150H123ZM132 149L134 150V148H132ZM169 149H170V147H169ZM183 149H184V148H183ZM195 149H196V148H195ZM5 150H6V149H5ZM5 150H4V151H5ZM37 150H39V152H40V148H39V149L37 148V149L34 150V151L37 152ZM42 150H41V152H42ZM171 150H172V149H171ZM231 150H233V149H231ZM0 151H1V150H0ZM11 151H12V150H11ZM11 151H10L9 153H11ZM15 151H16V150H15ZM25 151H23V152H25ZM32 151H33V148H32ZM43 151H44V150H43ZM118 151H119V150H118ZM163 151H165V150H163ZM179 151L181 152V150H179ZM195 151H196V150H195ZM216 151H217V150H216ZM16 152H17V151H16ZM39 152H38V153H39ZM131 152H133V151H131ZM213 152H214V151H213ZM220 152H223V153H224V151H221V150H220ZM5 153H6V152H5ZM5 153H4V154H5ZM25 153H26V152H25ZM42 153H43V152H42ZM53 153H54V152H53ZM57 153H58V152H57ZM126 153H125V154H126ZM129 153H130V152H129ZM0 154H1V152H0ZM7 154H8V153H6V155H7ZM34 154H35V152H34ZM36 154H37V153H36ZM43 154H44V153H43ZM116 154H117V153H116ZM1 155H2V154H1ZM1 155H0V156H1ZM23 155H24V154H23ZM38 155H39V154H38ZM40 155L42 156L41 153H40ZM56 155H57V154H56ZM127 155H128V154H127ZM14 156H15V155H14ZM36 156H37V155H36ZM41 156H40V157H41ZM135 156H136V155H135ZM187 156H188V155H187ZM203 156H204V155H203ZM214 156H215V155H214ZM23 157H24V156H23ZM34 157H35V156H34ZM121 157H122V156H121ZM123 157H124V155H123ZM207 157H208V156H207ZM211 157H213V156H211ZM221 157H222V156H221ZM42 158H43V157H42ZM139 158H140V157H139ZM139 158H138V159H139ZM0 159H1V158H0ZM11 159H12V158H11ZM35 159H36V158H35ZM193 159H194V158H193ZM206 159H207V158H206ZM208 159H209V158H208ZM226 159H227V158H226ZM226 159H225V160H226ZM166 160H167V159H166ZM209 160H210V159H209ZM0 161H2V160H0ZM218 161H219V160H218ZM2 162H3V161H2ZM184 162H185V161H184ZM163 163H164V162H163ZM121 164H122V163H121ZM124 164H125V163H124ZM5 165H6V164H5ZM174 165H175V164H174ZM15 166H16V165H15ZM118 167H119V166H118ZM120 167H122V166H120ZM162 167H163V166H162ZM186 167H187V166H186ZM191 168H192V167H191ZM187 169H188V168H187ZM193 169H195V168H193ZM116 170H118V169H116ZM169 170H170V169H169ZM118 172H120V171H118ZM161 173H162V172H161ZM0 174H1V173H0ZM117 174H118V173H117ZM117 174H116V175H117ZM118 175H119V174H118ZM0 176H2V175H0ZM114 176H115V175H114ZM114 176H113V177H114ZM172 178H173V177H172ZM172 178H171V179H172ZM0 179H1V178H0ZM4 179H5V178H4ZM167 181H169L168 184L172 185V183L170 182V179H169V178L166 179V182H165V183H167ZM185 181H186V180H185ZM5 182H6V181H5ZM252 183H253V182H252ZM168 184H167V186H168ZM253 185H254V184H253ZM163 186L167 187L166 184H165V185L163 184ZM172 186H173V185H172ZM175 186H176V185H175ZM111 187H112V186H111ZM170 187H171V186H170ZM170 187H169V190L171 191L172 188L170 189ZM167 188H168V187H167ZM255 188H256V187H255ZM173 189H175V187H174ZM8 190H9V189H8ZM8 190H7V189L5 190V191H7V192H6L7 194H8ZM158 190H159V189H158ZM159 191H160V190H159ZM180 191H181V190H180ZM0 193H1V192H0ZM10 193H11V192H10ZM168 193H169V192H168ZM241 193H242V192H241ZM14 194H16V193H14ZM17 194H18V193H17ZM237 194H238V193H237ZM237 194H236V195H237ZM4 195L7 196L6 194H4ZM67 195H68V194H67ZM161 195H162V194H161ZM11 196H13V193H12L11 195L9 194V197H7V199L10 200V199H11V198H10ZM16 196H17V195H16ZM245 196H246V194H245ZM53 197H54V196H53ZM14 198H15V197L13 196V199H12V200H14ZM164 198H165V197H164ZM5 199H6V197H5ZM15 199H16V198H15ZM170 199H171V198H170ZM242 199H243V198H242ZM236 200H237V199H236ZM15 201H16V200H15ZM15 201H14V202H15ZM25 201H26V200H25ZM5 202H6V201H5ZM7 202H8V201H7ZM17 202H18V201H17ZM27 202H28V201H27ZM27 202H26V203H27ZM154 202H155V201H154ZM164 202H165V201H164ZM235 202H236V201H235ZM8 203H9V202H8ZM161 203H162V202H161ZM248 205H249V204H248ZM28 206H29V205H28ZM35 206H36V205H35ZM158 206H159V205H158ZM160 207H161V206H160ZM160 207H159V208H160ZM180 207H181V205H180ZM155 208H156V207H155ZM170 208H171V207H170ZM176 209H177V208H176ZM162 212H163V211H162ZM172 213H173V212H172ZM247 214H248V213H247ZM248 215H249V214H248ZM13 218H14V217H13ZM210 220H211V219H210ZM227 220H228V219H227ZM212 221H214V220H212ZM16 222H17V221H16ZM214 222H215V221H214ZM155 223H156V222H155ZM205 223H206V222H205ZM221 223H222V222H221ZM239 223H241V222H239ZM239 223H238V224H239ZM181 228H183V227H181ZM240 228H241V227H240ZM178 229L180 230V228H178ZM238 229H239V228H238ZM208 230H209V229H208ZM241 230H242V229H241ZM173 232H174V231H173ZM153 234H154V233H153ZM163 234H164V233H163ZM174 234H175V233H174ZM233 234H234V233H233ZM237 234H238V233H237ZM151 236H152V235H151ZM155 236H156V235H155ZM166 236H167V235H166ZM169 236H170V234H169ZM169 236H167V237H169ZM175 236H177V234H176ZM159 237H160V235H159ZM159 237H158V239H160ZM167 237H166L165 239H163L164 241L161 240L163 237H162L160 240H158L157 238H156V239L158 240V243H159V241H161V242L163 241V244H164V242H166V241L168 240ZM178 237H179V236H178ZM151 238L153 239V236H152ZM169 238H170V237H169ZM233 238H234V237H233ZM235 238H236V237H235ZM142 239H143V238H142ZM166 239H167V240H166ZM237 239H238V237H237ZM243 239H244V238H243ZM154 240H155V239H154ZM154 240H153V242H154ZM169 241H170V240H169ZM169 241L166 242V243L168 244ZM171 241H172V240H171ZM153 242H152V243H153ZM156 242H157V241H156ZM152 243H151V244H152ZM166 243H165V244H166ZM172 243H173V241H172ZM172 243H170V246H171ZM242 243H243V242H242ZM6 244H7V243H6ZM151 244H150V245H151ZM154 244H155V243H154ZM154 244H153V245H154ZM165 244H164V247L167 245V244H166V245H165ZM179 244H180V243H179ZM153 245H152V249H154V246H153ZM158 245H160V248L163 246V245H161V244H158ZM168 245H169V244H168ZM174 246H175V245H174ZM148 247H149V246H148ZM150 247H151V246H150ZM150 247H149V248H150ZM155 247H156V245H155ZM158 247H159V246H158ZM158 247H156V248L158 249ZM166 247H167V246H166ZM237 247H238V246H237ZM237 247H236V248H237ZM167 248H168V247H167ZM222 248H223V247H222ZM152 249H151V250H152ZM162 249H163V247H162ZM168 249H169V248H168ZM168 249H167V250H168ZM159 250H160V249H159ZM163 250H164V249H163ZM169 250H171V248H170ZM173 250H174V248H173ZM233 250H234V249H232V251H233ZM236 250H237V249H236ZM147 251H148V250H147ZM157 251H158V250H157ZM157 251H156V252H157ZM165 251H166V248H165L164 252H165ZM171 251H172V250H171ZM171 251H167V253H168V252L170 253ZM156 252H154V253H156ZM162 252H163V251H162ZM228 252H230V251L228 250ZM236 252H237V251H236ZM69 253H70V252H69ZM149 253L152 255L153 252H152V253L149 252ZM165 253H166V252H165ZM237 253H239V252H237ZM145 254H146V252H144V255H145ZM158 254H159V253H158ZM231 254H235V256L238 255V254L234 253V251H233V253H231ZM231 254H230V255H231ZM37 255H38V254H37ZM147 255H148V253L146 254V256H147ZM168 255H169V254H168ZM170 255H171V254H170ZM239 255H240V254H239ZM243 255H244V254H243ZM152 256H153V255H152ZM156 256H157V255H156ZM157 257H158V256H157ZM159 257H161V256H159ZM163 257H164V255H163ZM175 257H176V256H175ZM205 257H206V256H205ZM231 257H232L233 259H231V258L229 257L228 260H227V257H226V260L228 261V263H231V261H234V264H235V263L237 264V263L239 262V261L237 262V260L240 259V258H239L240 256L234 258L233 255H232ZM144 258H145V257H144ZM149 258H150V257H149ZM169 258H170V256H169ZM178 258H179V257H178ZM207 258H208V257H207ZM224 258H225V257H224ZM237 258H238V259H237ZM147 259H148V256H147ZM147 259H146L145 261H147ZM151 259H152V257H151ZM157 259H158V258H157ZM221 259H222V258H221ZM230 259H231V261H230ZM236 259H237V260H236ZM152 260H153V259H152ZM155 260H156V259H155ZM226 260H225V261H226ZM168 261H169V260H168ZM173 261H174V260H173ZM153 262H154V261H153ZM162 262H164V260H163ZM165 262H166V260H165ZM174 262H175V261H174ZM147 263H149V261H147ZM160 263H161V262H159V264H160ZM169 263H170V262H169ZM172 263H173V262H172ZM225 263H226V262H225ZM232 263H233V262H232ZM232 263H231V264H232ZM144 264H145V263H144ZM149 264H150V263H149ZM226 264H227V263H226Z\"/></svg>",
	"mask_w": 264,
	"mask_h": 264
},
{
	"label": "crops",
	"instance_id": "3",
	"mask_svg": "<svg viewBox=\"0 0 264 264\" xmlns=\"http://www.w3.org/2000/svg\"><path fill=\"white\" fill-rule=\"evenodd\" d=\"M1 2H2V1H1ZM1 2H0V6H2V5H1ZM5 13H6V12H4V11H3V12H1V13H0V16H3V15H5ZM15 15H17V14H15ZM18 18H21V17H18Z\"/></svg>",
	"mask_w": 264,
	"mask_h": 264
}]
</instances>
